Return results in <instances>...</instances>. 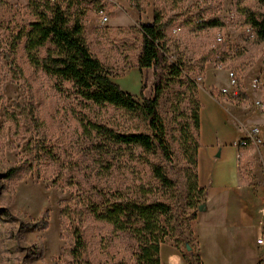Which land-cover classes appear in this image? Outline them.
Wrapping results in <instances>:
<instances>
[{
  "label": "rangeland",
  "instance_id": "obj_1",
  "mask_svg": "<svg viewBox=\"0 0 264 264\" xmlns=\"http://www.w3.org/2000/svg\"><path fill=\"white\" fill-rule=\"evenodd\" d=\"M28 2L0 0V209L7 214L0 223V264H69L66 252L71 239L60 217L64 205L74 213V223L84 235L85 258L90 264H132L136 249L133 235L113 232L111 226L96 221L90 209L115 202L113 192L122 186L127 198L167 204L182 226L178 237L183 234L193 214L186 199L191 170L189 143L183 136L194 108L183 84L189 79L198 88L228 87L229 70L241 83L239 98L232 103L240 106L246 99L241 94L244 77L258 101L264 103V45L252 33H245L249 27L236 8L260 17L264 5L256 0H55L72 21L81 22L86 44L109 78L139 104L141 86L143 96L151 98L155 85L152 69L136 67L141 50L139 27L152 23L154 14L165 26L168 61L182 70L181 79L171 80L159 101L167 156L136 150L134 161L122 154L118 168L111 157L97 152L84 138L78 118L122 134L150 132L139 118L108 105H85L73 95L57 92L53 79L27 63L24 41L10 53L16 32L32 20ZM100 7L109 16L105 26L97 21ZM210 22L215 25L207 26ZM176 28H180L179 33H173ZM133 77L136 86L129 89L134 86ZM127 78L131 84L124 90ZM212 94L218 95V91L212 88ZM256 121L255 116L247 120ZM190 132L197 142L195 130ZM45 149L50 150V158L42 153ZM148 164L161 167L174 182L173 200L158 192ZM9 167L18 170L13 179H6ZM141 185L149 190L143 196L134 193ZM43 211L48 212L44 227L35 224ZM166 243L180 248L173 240ZM192 257L189 262L197 264Z\"/></svg>",
  "mask_w": 264,
  "mask_h": 264
},
{
  "label": "trees",
  "instance_id": "obj_2",
  "mask_svg": "<svg viewBox=\"0 0 264 264\" xmlns=\"http://www.w3.org/2000/svg\"><path fill=\"white\" fill-rule=\"evenodd\" d=\"M264 5V0H256ZM244 18V24L252 30L256 41L264 45V14L256 17L253 12L236 7ZM27 10L32 20L26 27L20 28L11 43L10 53L14 54L17 44L24 41L23 50L27 63L35 71L54 80V89L59 93L73 95L85 105L110 106L126 116L139 118L147 127L150 134H122L110 130L95 121L78 118L82 135L92 143L95 150L111 157L119 168L122 154L128 160L136 159L135 151L144 154L161 153L167 156L166 129L159 114V101L165 88L171 80L182 77L180 66L171 64L167 58V42L162 19L154 14L153 21L139 27L141 36V50L136 67L139 70L152 69L155 85L151 98L143 96L144 85L141 86L139 96L141 104L134 100V96L126 93L114 83L106 72L103 64L91 54L84 39V28L78 20H71L66 9L49 0H29ZM210 22L207 26H214ZM205 63V60H203ZM190 92L191 124L185 125L184 142L189 143V164L191 166L187 185V203L193 210L190 222L202 203L204 191L198 187L196 176V151L198 143L190 130L198 132L199 109L197 100L198 87L194 81L187 79L183 84ZM237 88L241 83L237 82ZM264 114V107L262 109ZM50 158V150L45 149ZM168 159V158H166ZM149 165L151 178L157 183L160 194L171 198L175 196V184L159 166ZM17 168L9 167L6 179H13ZM149 190L143 185L135 189V194L144 195ZM122 186L113 192L115 202L103 207L90 209L92 217L101 223L111 226L113 232L131 234L135 239L136 249L132 253V264H160L159 248L167 240H173L179 245L178 235L182 226L178 224L171 208L163 202L148 203L132 200L125 196ZM149 199V198H148ZM48 212L43 211L35 224L45 225ZM62 228L71 239V246L67 250L69 264H90L85 258L87 245L84 235L74 223V213L64 205L60 213ZM7 214L0 209V223ZM189 227V226H188ZM198 262L197 259H195ZM114 264H124L115 262ZM198 264V263H197ZM259 264H264V258Z\"/></svg>",
  "mask_w": 264,
  "mask_h": 264
},
{
  "label": "crops",
  "instance_id": "obj_3",
  "mask_svg": "<svg viewBox=\"0 0 264 264\" xmlns=\"http://www.w3.org/2000/svg\"><path fill=\"white\" fill-rule=\"evenodd\" d=\"M132 82L129 89L136 86L134 77ZM250 84L244 77L246 99L240 106L220 94L226 86L211 85L218 95L209 86L198 88L196 176L204 191L202 209L178 237L179 250L160 246V264H189L192 256L198 264H259L264 258V246L256 243L264 241V130L257 125L264 129V103ZM252 116L257 121L248 123ZM251 129H257L259 143L238 147Z\"/></svg>",
  "mask_w": 264,
  "mask_h": 264
},
{
  "label": "built area",
  "instance_id": "obj_4",
  "mask_svg": "<svg viewBox=\"0 0 264 264\" xmlns=\"http://www.w3.org/2000/svg\"><path fill=\"white\" fill-rule=\"evenodd\" d=\"M50 2H54V0H49ZM117 0H112V2H116ZM96 16H97V21L98 24L101 26H105L109 23V16L107 11L103 8L100 7L97 12H96ZM231 19H234V16L232 15L230 17ZM180 32V28H176V30L173 31V33H179ZM245 33H252V30L250 28H245ZM218 42H221L220 38H217ZM262 57L264 58V46L262 48ZM220 69V68H219ZM227 79H228V88L225 89H221L220 90V94L223 95L225 98H227V100H234L239 98L240 93L238 92V88H237V81L236 78L233 74V72L231 71H227ZM254 87V86H253ZM257 129H251L249 131H247L245 133V137L237 142V146L238 147H246L248 146V144H258L259 141L256 138V134H257ZM257 245H262L264 246V241L263 238H259L256 241ZM189 264H196V263H189Z\"/></svg>",
  "mask_w": 264,
  "mask_h": 264
},
{
  "label": "bare ground",
  "instance_id": "obj_5",
  "mask_svg": "<svg viewBox=\"0 0 264 264\" xmlns=\"http://www.w3.org/2000/svg\"><path fill=\"white\" fill-rule=\"evenodd\" d=\"M125 83H126L125 88H128L129 85L131 84V80H130V78H127Z\"/></svg>",
  "mask_w": 264,
  "mask_h": 264
},
{
  "label": "water",
  "instance_id": "obj_6",
  "mask_svg": "<svg viewBox=\"0 0 264 264\" xmlns=\"http://www.w3.org/2000/svg\"><path fill=\"white\" fill-rule=\"evenodd\" d=\"M201 209H202V206H200L198 210L201 211Z\"/></svg>",
  "mask_w": 264,
  "mask_h": 264
}]
</instances>
